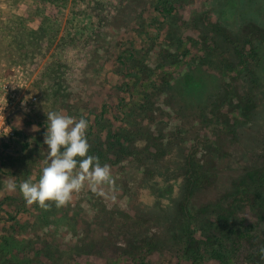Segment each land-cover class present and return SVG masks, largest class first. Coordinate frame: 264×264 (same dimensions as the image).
Listing matches in <instances>:
<instances>
[{
	"label": "rangeland",
	"instance_id": "obj_1",
	"mask_svg": "<svg viewBox=\"0 0 264 264\" xmlns=\"http://www.w3.org/2000/svg\"><path fill=\"white\" fill-rule=\"evenodd\" d=\"M165 1L169 5L163 6ZM163 7L173 10L164 17ZM8 17L20 18L21 39L32 38L29 29L38 30L36 36L50 31L52 35L45 40L48 52L33 66L29 61L3 56L7 50L8 54L10 49L11 53L18 50L6 46L11 39L0 37V77H14L13 84L25 87L22 98L27 102L22 110L12 111L15 138L0 143V264H193L184 238L176 240L179 224H183L184 233L186 223L182 219L178 223L176 213L181 181L168 180L170 173L149 160L140 166L128 155L110 166L113 185H104L96 192L85 185L59 208L54 202H46L47 209L37 203L29 205L19 188L10 192L5 185L38 180L46 166L43 140L46 116L51 111L61 115L77 112V119H86L88 143L91 147L97 141L100 150L107 145V131L134 127L143 128L160 142L178 128L199 134V140L201 135L221 129L215 124L218 115L231 116L224 105L212 114L209 96L204 104L213 122L205 125L198 121L196 105L202 97L198 101L194 86L205 82L217 92L220 86L225 90L237 80L239 92L250 94L255 106L244 129L251 127L255 137L264 134V46L256 44L260 60L254 88L246 74L237 72L240 65L232 48L213 30L217 24L240 42L254 38L255 30L248 25L264 28V0H54L39 5L34 0H0V21ZM247 48L244 45L245 51ZM126 51L134 57L121 65L117 58L125 57ZM228 61L235 64L234 72H224L222 64ZM144 66L147 75L140 74ZM165 82L169 84L163 86ZM144 93L159 109L153 111V124L131 104H126L123 112L117 111L119 99L137 101L138 105ZM222 99L230 107L231 100H237L234 94ZM219 102L216 100L215 106ZM104 107L111 108V113L97 123L95 118ZM39 122L46 126H38ZM223 137L227 167L217 174L214 187L193 198L195 206L209 207L195 225L190 221L189 230L199 243V250L193 253L200 264H264V219L259 218L264 217L263 208L243 209L237 227L241 236L251 239H244L240 248L235 245L238 237L221 245L216 227L208 224L217 217V200L227 194L226 188L231 189L227 184L245 173L232 172L230 167L253 168L257 157L262 158L261 148L250 150L251 146H244L246 142L238 145L229 134ZM145 145L144 136L139 137L131 143V150L141 151ZM252 159L254 163L249 164ZM143 171H150V176ZM229 202L223 204L228 206ZM204 219L207 223L202 224ZM206 235L211 238L205 242ZM212 250L222 252L225 259H212ZM246 257L254 258L248 261Z\"/></svg>",
	"mask_w": 264,
	"mask_h": 264
},
{
	"label": "trees",
	"instance_id": "obj_2",
	"mask_svg": "<svg viewBox=\"0 0 264 264\" xmlns=\"http://www.w3.org/2000/svg\"><path fill=\"white\" fill-rule=\"evenodd\" d=\"M34 1L39 5V3L45 1L52 2L54 0ZM162 5L167 6L169 3L168 1H165L162 3ZM172 10V7H163V11H165V13H162V16L165 17L169 15ZM8 15L9 13H7V16ZM38 16L40 15L38 14ZM18 21H20L19 17H15L14 19L8 17L4 18L3 22L0 21V37L3 36L5 38L11 39V41L5 42L6 46L8 48H14L15 50H18L11 53L12 49H10V54H8L7 50L6 54L4 53V55H2L13 57L12 59L14 60L20 59L21 61H29L32 66L33 64L37 65L38 61L40 60L39 56L43 58L46 52H48L49 45L45 48V40L47 37L52 35V32L50 31L46 34L42 33L36 36L38 30L35 31L29 29L28 31L32 35V38L29 41H26L18 36V23H20ZM248 27H253L256 36L251 39L248 38L246 39L247 41L244 42L238 41L233 37L230 30L222 28L217 24L214 25L213 30L218 37H221L224 40L226 45L232 48L240 65V69L237 72L246 74L251 82V85L255 88L257 86V77L255 72L259 66L260 60L259 48L256 44L264 46V28L260 29L253 25H248ZM39 31H42V28H40ZM244 45L248 46L247 51H245ZM125 53V57L118 56L119 58H117L119 64L121 65H125L130 61L131 58L134 57L133 53H130V51H126ZM28 56H31L32 58H28ZM222 65L224 72H234L236 70L235 64L231 63V61L225 62V65ZM146 73L147 70H145L144 66V69H140V74ZM236 81L233 80L232 84H229L228 88L225 90L222 88V86H220L217 92L214 88H212L211 91L209 88L210 84H205L204 81L203 86H194V89L197 90L199 94L198 101L202 97V101L198 102L196 105V107H198V109H196V118H198V121H202L205 125H210L213 122V119L210 118L212 116L210 113L208 115L206 112L207 106L204 104V102L208 101L209 96H212L210 108L214 106L212 114L215 113V108H217V112L214 114L216 115L220 111V107L224 105L225 108H228V110H226L228 116H231L230 119L227 117V115H218V117H216L215 124L221 129H214V131L211 133L201 135L203 138L199 140L196 139L200 136L199 134L192 133L190 129L183 131L178 128L175 130V133L170 135L164 142H160V138L153 137V135H151L149 132L144 131L143 128L134 127L131 130L120 129L114 133L107 131V145L105 149L100 150L97 141L93 142L89 149V154L98 157L99 162L102 165L107 164L109 166H116L123 158H126L128 155H133L140 166L143 165L144 160H149L150 162L155 163L154 166H161L164 170L170 173V178L168 180L181 181V192L179 201L176 203V213L179 215L178 223L181 219L186 223L184 233H182L183 224H179L181 228L178 226V231H180V233L176 235V240L182 241L181 238H184V242L186 243L187 247L190 248V254L193 255V257H189L192 259L193 264H200L198 261V256L193 253V251L199 250V243L189 230V228L191 229L190 221L192 225H195L196 220H201L202 216L209 212V207H207V205L200 204L199 206H195L193 204V198L201 190L214 187L217 184V174L222 168L225 166L227 167L226 161H228V152L224 149L225 146L222 138L226 137L223 136H227L229 134L234 144L241 145V142H246L247 144L244 143V146H251L250 150H259V148H261L262 158L259 159V157H257L258 163L257 165H254L253 168L250 166L243 169H237L238 166L230 167L232 172L243 170L245 173L241 178L233 180L231 185L227 184L231 189L226 188V190H229L227 194L225 196L222 195V197L217 200L219 204L218 206L220 207L216 211V219L214 221L209 219V226H213L214 228L216 227V235L219 243L221 242L220 244L223 245L228 243L227 241L230 239L238 237L235 245L238 248H240V246L242 247V241L244 239H251L249 236H241V232L237 227L238 224L240 225V221H242L238 218L243 215V209H248L247 207H252L255 209L261 207L264 209V134H257L255 137L251 127L244 129V127L252 119V113L255 109V106L253 97L250 94L244 95L239 92ZM166 84L169 83L165 82L163 86ZM119 90L124 93H128L130 91L124 89L123 87H120ZM215 92L216 94L214 95ZM233 94L237 98V104L232 103L231 100V102L229 101L231 104L230 107L227 101H224L222 97L228 99L233 96ZM131 95L132 94L130 93V96ZM144 95L145 96L142 97L138 105L136 104L137 101L127 103L125 99H119L116 107L117 111L123 112V110L127 108L125 105L131 104L133 107L136 106L138 112L140 111L141 113L145 114V118L148 121L147 123L153 124L156 118V115L154 116L153 111H157L159 109L156 107V105H154L153 98L149 99L148 93H144ZM203 95L206 96L204 97ZM216 100L220 101L219 105L217 106H215ZM110 109L111 108L104 107L100 112V116L95 118V121L97 123L103 121L104 116L111 113L112 109ZM77 115V112H69V116L76 117ZM111 115L114 114L112 113ZM37 125L42 127L46 126L43 122H39ZM142 136H144L146 141L145 147L141 151L135 150V152L131 150V143H133L135 139ZM22 139H24L23 135ZM194 139H196V141ZM197 140L200 143H197ZM26 147L27 144L24 143L23 148ZM111 157L115 159L113 160ZM253 163L254 162L252 159L249 164ZM143 172L150 176V171ZM228 200H230L229 205H224V201L228 202ZM262 212H264V210H262ZM259 218L262 220L264 219L262 215H260ZM205 220L206 219L202 221V224L207 223ZM235 221L238 223L236 224ZM217 226H219V228H217ZM220 228L221 230H219ZM210 238L211 235H206L205 242ZM210 257L216 260L225 259V255L222 252L215 250L211 251ZM6 258L9 259L11 257ZM253 258L254 257H246L248 261L253 260ZM257 258L262 259L263 257Z\"/></svg>",
	"mask_w": 264,
	"mask_h": 264
},
{
	"label": "clouds",
	"instance_id": "obj_3",
	"mask_svg": "<svg viewBox=\"0 0 264 264\" xmlns=\"http://www.w3.org/2000/svg\"><path fill=\"white\" fill-rule=\"evenodd\" d=\"M6 103L4 98V103L0 105L2 117ZM46 117L48 126L43 140L47 146L46 166L37 181L9 182L5 185L6 189L14 192L19 188L27 204L37 203L47 209L49 204L46 202H54L57 208L66 205L73 194L80 192L85 185L93 192L104 185H113L110 166L101 165L98 157L89 154L88 121L54 111ZM0 127H5L4 118Z\"/></svg>",
	"mask_w": 264,
	"mask_h": 264
},
{
	"label": "built area",
	"instance_id": "obj_4",
	"mask_svg": "<svg viewBox=\"0 0 264 264\" xmlns=\"http://www.w3.org/2000/svg\"><path fill=\"white\" fill-rule=\"evenodd\" d=\"M14 77H8V81L3 74L0 77V105L4 103V98L7 101L6 107L3 110V117L0 116V125L3 123L4 126L0 127V143H3L6 139H14L15 132L11 126V118H13V113L15 109L22 110V108L27 104L23 100L22 96L25 92V87L22 85L13 84ZM8 82H11L9 84Z\"/></svg>",
	"mask_w": 264,
	"mask_h": 264
}]
</instances>
